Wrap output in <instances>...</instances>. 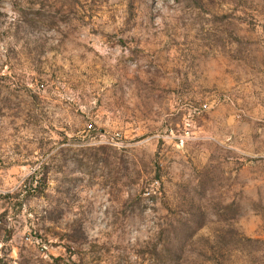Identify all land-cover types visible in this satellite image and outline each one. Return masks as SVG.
<instances>
[{
    "label": "rangeland",
    "instance_id": "obj_1",
    "mask_svg": "<svg viewBox=\"0 0 264 264\" xmlns=\"http://www.w3.org/2000/svg\"><path fill=\"white\" fill-rule=\"evenodd\" d=\"M0 264H264V0H0Z\"/></svg>",
    "mask_w": 264,
    "mask_h": 264
}]
</instances>
